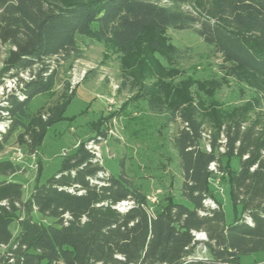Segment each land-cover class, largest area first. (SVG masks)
<instances>
[{
  "label": "trees",
  "instance_id": "trees-1",
  "mask_svg": "<svg viewBox=\"0 0 264 264\" xmlns=\"http://www.w3.org/2000/svg\"><path fill=\"white\" fill-rule=\"evenodd\" d=\"M168 28L194 29L257 97L229 111L203 112L191 100L164 108L159 90L144 81L150 68L142 65V79L127 76L122 86L130 82L134 89L139 81V97L152 110L180 121L172 144L182 173L181 200L152 201L124 162L118 175L107 174L88 147L104 139L103 131L65 152L60 170L44 182L38 159L27 199L23 183L9 179L22 166L1 158L0 264H242L243 255L264 251V117L253 115L264 105V0H0V42L8 47L0 85L14 80L0 104V120L9 122L0 153L20 129L18 140L36 156L48 128L65 116L77 91L68 80L46 114L33 112L31 103L54 91L62 62L72 67L83 56L80 38L128 48L149 31L150 43L162 51L158 37ZM170 52L177 56L180 48L172 45ZM234 157L240 160L236 170ZM212 166L226 172L230 183L236 211L231 223L212 196ZM123 201L131 204L121 208ZM200 232L207 235L211 258L189 261Z\"/></svg>",
  "mask_w": 264,
  "mask_h": 264
},
{
  "label": "rangeland",
  "instance_id": "rangeland-1",
  "mask_svg": "<svg viewBox=\"0 0 264 264\" xmlns=\"http://www.w3.org/2000/svg\"><path fill=\"white\" fill-rule=\"evenodd\" d=\"M158 40L163 46L162 51L156 50L150 43L149 31L128 48L117 47L111 41H102L94 36L80 38L83 56L76 59L72 67L62 62L58 67L59 82L54 91L35 97L31 103L33 112L46 114L48 107L61 99L62 82L68 80L77 87V91L65 116L48 128L36 156L30 154L18 140L20 129L9 136L0 153V159L9 158L22 166L21 171L9 179L23 183L24 199L30 196L33 189L38 174V159L43 163L41 181L44 182L60 170L65 152L73 151L78 143L103 131L106 133L99 144L107 174L118 175L124 162L128 173L142 185L152 201L160 198L164 203L166 197L181 200L182 173L172 144L181 123L168 121L166 114L152 110L147 98L139 97V81L134 89H131L130 82L123 87L122 81L127 76L132 80L136 75L137 80H141L138 70L145 65L150 68L151 74L150 79L144 81L151 80L148 84H154L159 90V102L164 108L191 100L203 112L212 107L221 111L235 109L254 100L257 93L246 82L230 75L221 56L194 29L168 28ZM172 45L180 48L179 55L170 52ZM7 49L0 42V68ZM24 75L27 77L29 73ZM6 84L14 87L12 79H7ZM10 88H6V94ZM2 100L0 95V104ZM253 115L264 117V105L257 108ZM230 165L234 170L239 169V158H232ZM214 172L212 196L222 203L227 223H231L236 211L230 183L225 181L226 172L217 168ZM34 217L42 219L39 213H35ZM11 228L16 234L18 224L13 223ZM196 238L199 244L190 260L211 258L204 243L207 235L200 237L197 234ZM241 261L242 264L264 263V251L243 255Z\"/></svg>",
  "mask_w": 264,
  "mask_h": 264
},
{
  "label": "built area",
  "instance_id": "built-area-1",
  "mask_svg": "<svg viewBox=\"0 0 264 264\" xmlns=\"http://www.w3.org/2000/svg\"><path fill=\"white\" fill-rule=\"evenodd\" d=\"M12 80H13V79H12ZM13 81H14V80H13ZM6 88H10L6 83L3 84V85H0V95L2 96V99H4V97H5V95H6V91H5ZM11 89H12V88H10L9 90H11ZM8 127H9V122H8V121L4 122V120H2V121L0 122V139H2V137H3L2 134H3L4 132H6V128H8ZM88 147H89V149L93 152L95 158L98 159V160H100L101 163H102L103 155H102V152H101L100 144L97 143V142H95V141H91V142H89ZM212 169H215V166H212ZM100 176H104V174L101 173ZM154 201H156V200H154ZM3 203H5V202H3ZM130 204H131V202H129V201H123V202H121V203L119 204V207L124 208V207H126V206H128V205H130ZM207 204H208L209 206H211V207H214V206H215V204H214L213 201H211V200H209V201L207 202ZM202 233H204V232L197 233V234L199 235V234H202ZM2 250H3V249H2ZM53 264H64V263H62V262H54Z\"/></svg>",
  "mask_w": 264,
  "mask_h": 264
},
{
  "label": "water",
  "instance_id": "water-1",
  "mask_svg": "<svg viewBox=\"0 0 264 264\" xmlns=\"http://www.w3.org/2000/svg\"><path fill=\"white\" fill-rule=\"evenodd\" d=\"M198 236H200V237H205L206 234H205V233H202V234H199ZM189 261H192V260L189 259Z\"/></svg>",
  "mask_w": 264,
  "mask_h": 264
},
{
  "label": "crops",
  "instance_id": "crops-1",
  "mask_svg": "<svg viewBox=\"0 0 264 264\" xmlns=\"http://www.w3.org/2000/svg\"><path fill=\"white\" fill-rule=\"evenodd\" d=\"M25 199H26V198H25ZM18 231H19V229L17 230V233H18ZM17 233H16V234H17ZM16 234H15V235H16Z\"/></svg>",
  "mask_w": 264,
  "mask_h": 264
}]
</instances>
